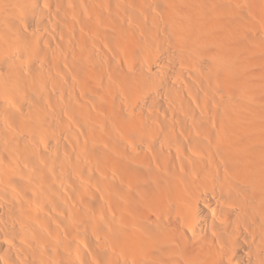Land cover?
Masks as SVG:
<instances>
[{"label":"bare ground","instance_id":"6f19581e","mask_svg":"<svg viewBox=\"0 0 264 264\" xmlns=\"http://www.w3.org/2000/svg\"><path fill=\"white\" fill-rule=\"evenodd\" d=\"M0 264H264V0H0Z\"/></svg>","mask_w":264,"mask_h":264}]
</instances>
